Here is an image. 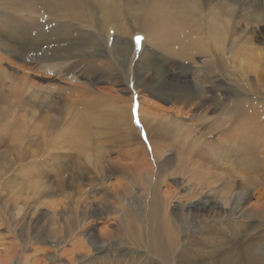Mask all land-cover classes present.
Instances as JSON below:
<instances>
[{
	"label": "bare ground",
	"instance_id": "obj_1",
	"mask_svg": "<svg viewBox=\"0 0 264 264\" xmlns=\"http://www.w3.org/2000/svg\"><path fill=\"white\" fill-rule=\"evenodd\" d=\"M35 1V10L38 11L37 13L48 15L49 18L52 17L54 20H68L96 30L97 24L100 23L104 31H108L109 29L114 32L120 31L123 32L124 36H126V33H129V29L126 26L118 23L113 25L109 24L107 20L109 13L106 11L108 9L106 8V3L102 0ZM167 1L169 3L174 2L173 4L178 3L177 5L180 4L183 7V12L179 13L182 11L181 9L179 11L172 8L173 4H170L169 7L165 6L164 8L158 6L156 2H152L144 6H130L127 16L138 18L141 21L143 20L141 31L153 29L159 24L169 26V23H173L189 33L194 30L197 35L193 36V38H189L188 34V38H181L179 40L171 39L165 45L163 44L164 40L157 38L155 45L156 48L162 45L159 47L162 50V54L157 49L151 51L153 53H150V56L158 57L146 59L150 69L147 70V75L142 81V87L145 91L156 90L160 92L158 94L160 98H163L162 95L166 96L165 99L173 107L172 109L163 110L166 111L164 115L167 118L172 117L174 119L172 123L176 124L177 130L183 135V139L180 140L179 137L166 134L164 126H155L153 130L149 131L148 141L146 143L141 142L140 136L142 133L135 130L133 122H129L132 117V106L126 108H121L120 106L121 111L119 109L117 118L125 126L123 129L124 132H122L124 142L133 139L139 142L136 143V151L134 152V157H132V162L134 163L130 162L132 165L127 164L129 161L124 164L118 163V165H115V161L102 155L104 147L108 144L96 143V140L94 141L89 130V120H86L85 114L82 113L80 115L81 117H77L78 119H71L72 128L66 133V137L71 140H65L62 136L61 140L64 142L59 141V143L66 142V148L72 153L68 154L76 157V160H72L71 168L74 171L86 170V174L85 172H80L81 174L79 173V176L87 177L89 175V178H87L89 182H81L76 192L67 193L66 190L69 180L66 178V173L68 167L64 166V168L58 170L55 165L59 158L53 155L52 165L50 166L48 162L46 163V171L41 166L36 165V168L33 169L34 171L31 170L30 177L28 176L31 179H27L26 181L25 188L27 196L22 200L24 215L29 216L31 214L33 206L27 200L32 199L33 196L31 194L33 192L36 193L42 187V178L45 175H53L59 179V185L57 186L59 188L58 192L60 191L61 193L59 194L64 197V200L55 202L53 206L55 208L63 206L64 209L71 206L72 209H80L81 219L85 221L84 225L87 227L85 235L89 240L92 238L95 239L93 219L104 218L119 211L117 207H115L116 211H113L110 209V206H107L108 209L102 212L101 206L106 202L109 203V198L117 196L119 201L118 205L124 208L126 206V209L129 208L132 202L131 200L133 199L134 201L135 198L132 194L134 192L132 188L135 186L134 184L132 185V181H136V178L139 179L141 177V183L143 182L146 185L145 197L147 198L145 199L149 198V200H147L145 209L135 215L136 219L140 218L142 220V224H136L137 228L133 235L143 233L144 236L141 245L143 244L142 246L146 249L143 253L134 252L137 264H147L146 259H148V262L156 260L157 263L154 261L156 264H264V192L260 197H256L255 203H252V205L248 204L250 199H252V195L254 196L256 193L264 191V86H262L263 90L261 93L257 92L254 96H251L249 92L252 90L249 88L247 82L242 80L241 77H237L235 75L236 73L234 74L229 69L230 67L225 54L224 12H226V5L224 0H219L212 8H209L207 5L195 6L189 4L192 0ZM153 5H157L158 7H154ZM15 6H17L16 0H0V9L3 7L5 10L8 9L11 11ZM206 9L208 10L206 11ZM95 11H101L104 16L103 19L97 18ZM211 12L213 17L208 15L206 18H202L204 13L207 15ZM157 15L160 16L159 19L156 17ZM233 15L234 13L230 12L228 13L229 17L225 15V18L230 21ZM248 16L244 15L245 18H248ZM177 20L178 22H176ZM200 20L204 25L209 27L207 33L204 31ZM253 21L259 25L264 24V16L262 14H255ZM46 37L38 38L33 42L30 41V47L27 46V49H31V52H38L39 47H41L47 49L49 55L54 53L55 55L61 56L64 54L70 55L73 51L90 43L84 40H81V43H79L78 40L73 39L70 35L61 39L62 34L58 32L52 34L49 37L50 40L45 43ZM122 39L123 36L119 41L114 40L115 54L121 58H127L129 53H131V49H133L131 45L133 41L129 38ZM37 41L40 42V45L39 43L33 45ZM100 44L102 45L101 42ZM248 44L250 43L248 42ZM247 46L245 44L239 48L243 49L242 51L253 48ZM27 49H24V51ZM263 52H258L255 55L257 57L262 56L261 54ZM145 53L142 56L145 57ZM196 55H202L204 58L203 62H201L203 64L202 71L199 73L194 72L193 76H197L196 78L202 84L205 83L206 85L215 87L214 92L212 94L210 93L211 96L210 94L208 95L210 87L207 90L206 88L203 89V86H199L193 81L187 85H155L154 78L161 71H166L163 68L164 65H170L175 62L178 64L182 63L181 66L190 67V63ZM255 65V68H257V64ZM151 69L156 71L155 76L148 74V71ZM168 70L174 72L171 68ZM255 73V76H259L257 71ZM125 74L127 73L125 72ZM121 78L128 79V75H124ZM259 81H261L260 78ZM25 83L28 82L25 80ZM216 91L220 94L224 92L234 99L229 97L232 101L229 100V103H222V100L226 98V94L221 99V95L218 93L216 95ZM207 95L210 96L212 102L209 101ZM218 96L221 98H218ZM218 100L223 105V108L219 106L222 109H220L221 121H215L218 122V125L214 129L211 127L209 135L215 131L216 133L228 134L229 137L227 139L217 140L212 137L211 139L217 144L212 149L214 142L199 139L197 136L198 130L196 132V128L191 127L183 121L186 119V116L197 119L201 117L207 119L210 117L213 121V117L207 116L212 112L209 111L212 108L209 109V104L214 103V101L217 102ZM18 101L19 99L16 100L17 103ZM67 112L62 106L50 105L47 107V112L45 115H42V120L38 122L40 125H36L35 127L34 131L39 134L40 141L37 139L36 142H30L33 149L40 150L43 148L49 154V151L52 152L54 149L59 148V144L58 148H56V141L59 139H53L52 135L57 134V130L61 124L63 126L62 120H64ZM141 112L143 118L147 119V122L151 120L149 116L144 115V110H141ZM36 119V114L34 113L31 119L28 117L23 119L22 121L25 124L22 123L20 126L24 127L26 125L28 127V122H30V125L32 123L34 124V122H37ZM147 122L146 125L149 123ZM228 125H231L234 131L228 130ZM120 129L118 126L111 130L117 131ZM20 130L23 129L20 128ZM104 134H107V132H103L102 135ZM169 137H172V139H169ZM94 143L96 144L93 145ZM112 143L110 145H113ZM75 145L80 147L77 154L75 152L77 149ZM202 147L206 152L202 150L196 153V149ZM80 153L81 156L77 157ZM42 154V152H31V157L35 159V157ZM64 156L66 155L64 154ZM61 158L63 159V157ZM64 158L66 159V157ZM233 171L237 172L242 178H244L245 172L248 176L252 177V182L239 181L241 186L237 187L238 185L236 186V183L238 180H231L229 178V172L235 175ZM125 172L126 174H124ZM115 178H120L117 179L118 182L125 183L122 184L124 188L121 187L123 189H120L122 192L117 187H109L108 183H106L108 180ZM82 179L85 180V178ZM73 181H77V179L74 178ZM168 181H172L173 184L177 185V189H168V191L161 190V186H166ZM52 185L49 184L48 187H52ZM84 186H89L94 190V195L90 196H94L91 201H89V197H85L87 192L83 189ZM254 186L257 189L253 190L252 187ZM141 191L143 192V190ZM16 192H24V189H18ZM99 194H102L101 197H99ZM47 195L49 197V194ZM174 201L177 205L185 206L179 214L178 212L174 213L176 208L175 210L174 207L173 209H169V206L175 203ZM202 201L204 207L199 209L198 213H195V211V214H191V210L187 209L189 204L202 203ZM74 204L78 208H74ZM207 205L209 206L207 207ZM121 214L123 215L124 212L121 211ZM77 218L79 219V217ZM196 219H198L197 222H195ZM0 220H2L1 216ZM24 222H26L25 219ZM19 223L20 220L15 224V218L12 217L11 224L9 220L6 224L11 232L20 236L22 230L19 229ZM129 230H131L130 226ZM139 241L140 238L139 240L137 238L134 243L140 244ZM92 244H94L93 241ZM102 248L96 250H102ZM17 249L18 245L12 243L8 250L2 252L3 256L0 258V264H12L18 251ZM126 251L123 250L120 254L112 256L114 259L113 264H126L127 259H129V251ZM106 252H110V250L105 249L98 254L100 256L91 258L92 260L88 259V261L80 262V264H97L100 262V259L104 258L103 253ZM158 260L160 263H158ZM128 264H132L131 261H128Z\"/></svg>",
	"mask_w": 264,
	"mask_h": 264
},
{
	"label": "rangeland",
	"instance_id": "obj_2",
	"mask_svg": "<svg viewBox=\"0 0 264 264\" xmlns=\"http://www.w3.org/2000/svg\"><path fill=\"white\" fill-rule=\"evenodd\" d=\"M102 1L106 3V8L108 9L106 11L109 13L107 18L109 24L113 25L118 23L126 26L129 29V33H126V36L120 31L114 32L111 29L104 31L100 23L97 24L96 30L68 20H54L52 17L49 18L48 15L37 13L38 11L35 10V0H16L17 6L12 9L13 11H9L8 9L5 10L3 7L0 9V216L2 219L0 220V258L3 256L2 252L8 250L12 243L16 244L18 245V251L12 264H80V262H85L88 261V259L100 256L98 254L105 249H109L110 252L103 253L105 259H100V262L98 261L99 263L97 264H113L114 259L112 256L120 254L123 250L125 252H127L126 250L129 251V259H127L126 264H128V261H131L132 264H137L134 252L143 253L146 251L142 246L143 244L141 245L144 236L143 233L133 235L137 228L136 224H142V220L140 218H137V220L135 215L141 213L142 210L145 209L147 200H149V198L145 199L147 198L145 197L146 185L143 182L141 183V177L139 179L136 178V181H132V185L134 184L135 186L132 188L134 192L131 193L135 198L134 201L133 199L131 200L132 202L129 208L126 209V206L125 208L120 207L121 205H118L119 201L117 196L109 198V203L106 202L101 206L102 212H105L109 206L111 210L116 211L115 207H117L119 211L118 213L105 216L106 218L93 219L95 239L92 238L89 240L85 235L87 227L84 225L85 221L81 219L80 209H72L71 206L66 209H64L63 206L57 207V209L53 206L55 202L57 203V201L64 200V197L59 194L61 192H58L59 188L57 186L59 185V179L53 175H45V177L42 178L44 185L42 184V187L39 188L40 192H33L31 194L33 196L32 199L27 200L33 206L30 214L31 217L30 215H24L25 212L22 200L27 196L25 186L27 179H31L29 178V174H31V170L36 168V165L41 166L42 169L46 171V163L48 162V165H52L53 155L59 158L55 165L58 170L64 168V166L68 167V170H70H67L66 173V178L70 182H68L67 193L76 192L81 182H89L87 179L89 175H87V177L79 176L86 170L74 171L71 168L72 160H76V157L70 155L72 153L66 148V142L63 143L64 141L61 140L62 136L65 140H71L66 137V133L72 128L71 119L74 120L77 117H81L80 115L82 113L85 114L86 120H89V130L94 141L96 140V143L108 144L104 147L102 155L115 161V165H118V163L124 164L127 161H129L127 164L132 165V163H134L132 162V157H134V152L136 151V143L139 142L135 139L124 142L122 138V132H124L123 129L125 126L123 122L121 124V121L118 120L117 114L119 113V109L121 111L123 107L132 106L131 116L133 118L131 117L129 122H133L135 130L142 133L140 136L141 142L146 143L148 141L149 131L153 130L155 126H164L166 134L179 137L180 140L183 139V135L177 130L176 124L172 123L174 119L172 117L167 118L166 115H164L166 111L163 110L172 109L173 107L170 102L165 99L166 96L162 95L163 98H160V96H158L160 92L156 90L145 91L142 87V81L147 75V70L150 69L147 65V60L158 57L150 56V53H153L151 51L157 49L159 53L162 54V50L159 48L162 45H159L157 48L155 45L157 38L164 40L163 44L165 45L171 39L179 40L181 38H188V34L189 38H193L196 33L194 30L189 33L182 27H177V25L173 23H169V26L159 24L153 29L141 31L143 20L141 21L138 18L127 16L130 6H144L156 2L158 6L165 8V6L169 7L170 4L172 5L174 2L169 3L167 0ZM218 1L219 0H192L189 4L195 6L207 5L209 8H212ZM224 3L226 5V12H224V35L226 37L225 54L230 67L229 69H231L234 74L236 73L235 75L237 77H241L242 80L247 82L249 88L252 90L249 93H251V96H254L257 92L261 93L263 90L262 86H264V52L261 54L262 56L257 57L255 55L258 54V52L264 51V24L259 25L253 21L255 14H262L264 16V0H224ZM177 4L178 3L173 4L172 8L176 10L181 9L182 11L179 10V13H182L183 7ZM157 5L153 6L158 7ZM208 9H206V11ZM95 12L97 18L103 19L104 16L101 11ZM230 12H233L234 15L232 20L229 21L225 18V15L229 17L228 13ZM208 15L213 17L211 12L207 15L204 13L202 18H206ZM244 15L249 16L245 18ZM156 17L158 19L160 18L159 15ZM176 22H178V20ZM200 23L207 33L209 27L204 25L201 20ZM56 32L62 34L61 39L70 35L73 39L78 40L79 43H81V40L89 41L90 43L73 51L70 55L64 54L61 56L55 55L54 53L49 55V51L41 47H39L38 52H31V49H27V46L30 47V41L33 42L38 38L47 36L45 39L46 43L50 40L49 37ZM122 36L123 39L129 38L133 41L131 44L133 49H131V53H129L127 58H121L115 54L114 42L117 40L119 41ZM138 37L142 38L139 42L137 41ZM248 42L250 44H248ZM38 43L40 45L38 41L34 42L33 45ZM245 44L248 45L247 47L251 46L253 48L242 51L243 49L239 47ZM24 49L27 50L24 51ZM144 52H146L145 57L142 56ZM203 58L202 55H196L190 63V67L181 66L182 63L178 64L174 62L170 65L166 63L167 65L163 66L166 71H161L159 73L160 76L158 75L159 77L156 76L154 78L155 85H187L193 81L199 86H203V89L206 88L207 90V88L210 87L208 95L210 93L212 94L215 87L206 85L205 83L202 84V82L198 81V78H196L197 76H193L194 72L199 73L202 71L203 64H201V62H203ZM255 64H257V68H255ZM170 68L174 72L169 71L168 69ZM124 71L127 74H125ZM255 71L258 72L259 76H255ZM155 73L156 71L153 69L148 71V74L152 76H155ZM124 75H128V79H122L121 77ZM259 78L261 81H259ZM25 80L28 83H25ZM217 93L216 91V95ZM221 93L223 95L220 93L218 94L221 95L222 98L220 96H218V98L220 97L223 99L226 93ZM208 95L209 101L212 102ZM225 97L226 98L223 99L225 101L222 100V103H229V100L232 101V99H234L227 94ZM261 98H263V96H261ZM17 99H19L18 103L16 102ZM222 103L218 100L217 102L214 101V103L209 104V109L212 107L209 111L212 112L207 116L213 117V121L210 117L207 119L204 117L197 119L186 116L183 122L196 128V132L198 130L197 136L199 139L211 142H214L213 139H227L229 136L224 133L217 132V134L214 131L210 134L211 136L209 135L211 127L214 129V127L218 125V122L215 121H221L220 112L222 110L221 107L223 108ZM50 105L62 106L68 112L64 120H62L63 126L61 124L60 128L57 130V134L52 135L53 139H59L56 141V148L60 146L58 149H54V152L49 151V154H47L43 148L40 150L36 148L33 149L30 142H36L37 139L40 141L39 134L34 130L36 125H40L38 122L42 120V115H45L47 107ZM217 108L221 110L219 111ZM141 110H144V115L149 116L151 119L148 121L149 123L146 118H143L142 112L140 113ZM214 111L215 113H213ZM34 113L36 114L37 122L31 125L30 122H28V127H26V125L24 127L20 126L24 123V121H22L23 119L27 117L31 119ZM149 125L151 126L149 127ZM118 126L121 128L120 130H111ZM20 128L23 130H20ZM228 130L234 131L231 125H228ZM105 131L107 134L102 135ZM212 137L214 138L211 139ZM169 139H172V137H169ZM59 141L63 142L59 143ZM109 142L110 144L113 142V145H110ZM75 146L77 148L75 150L77 154L80 147L78 145ZM216 146L217 144L214 142L212 149ZM202 150H204L203 147L198 148L196 149V153ZM35 151L36 153L42 152L43 154L38 155L34 159V157H31V152ZM63 153L66 156H64ZM79 156H81V153L77 157ZM61 157H63V159ZM64 157H66L67 160ZM157 167H159V165H157ZM233 173H235V175L229 172V178L231 180H238L236 183V186L238 185L237 187L241 186L239 181L252 182V177L248 176L245 172L244 178L235 171H233ZM124 174H126V172ZM79 177L80 179H78ZM74 178L77 179L78 182L73 181ZM82 178H85V180ZM117 179L120 178L110 179L106 183H108L109 187L114 186L117 187L118 190L123 189L124 186H122V184L125 183L118 182ZM49 184L56 185L48 187ZM22 188L24 192H16L18 189ZM252 188L253 190L257 189L255 186ZM83 189L87 192L85 197H89V201H91L94 196H90L94 195V190L89 186H84ZM168 189L176 190L177 185L173 184L172 181H168L166 186H161V190L168 191ZM263 192L264 191H260L256 193L254 195L255 197L252 195V199H250L248 204L252 205V203H255L256 197H260ZM28 193L30 194V192ZM47 194H49V197ZM52 195H54L53 198ZM99 195V197H101L102 194ZM139 202L141 203L139 204ZM208 206L209 205H207V207ZM173 207L174 210L176 208L174 213L178 212V214L185 208L183 205H177L176 202L172 203L169 209H173ZM203 207L204 203L202 201V203L189 204L187 209L191 210V214H195ZM74 208L78 207L74 204ZM121 211L124 212L123 215ZM12 217L15 218V224L20 220L18 224L19 229L22 230L20 236L8 229L6 223L9 220L11 224ZM77 217H79V219ZM24 219L26 222H24ZM197 221L198 219H196L195 222ZM129 226L131 230H129ZM137 238L138 240L140 238V244L134 243ZM92 241L94 244H92ZM99 248H102V250H96ZM132 257H134V259H132ZM149 261L151 260L149 259ZM154 261L156 262V260ZM154 261L148 262V259H146L147 264H156L157 262L155 263ZM158 263H160L159 260Z\"/></svg>",
	"mask_w": 264,
	"mask_h": 264
},
{
	"label": "snow or ice",
	"instance_id": "obj_3",
	"mask_svg": "<svg viewBox=\"0 0 264 264\" xmlns=\"http://www.w3.org/2000/svg\"><path fill=\"white\" fill-rule=\"evenodd\" d=\"M141 39H142V38L138 37V38H137V41L139 42V40H141Z\"/></svg>",
	"mask_w": 264,
	"mask_h": 264
}]
</instances>
